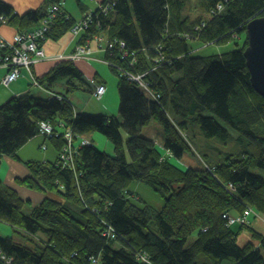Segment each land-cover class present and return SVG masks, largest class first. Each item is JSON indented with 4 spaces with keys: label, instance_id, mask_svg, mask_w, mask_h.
I'll return each mask as SVG.
<instances>
[{
    "label": "trees",
    "instance_id": "16d2710c",
    "mask_svg": "<svg viewBox=\"0 0 264 264\" xmlns=\"http://www.w3.org/2000/svg\"><path fill=\"white\" fill-rule=\"evenodd\" d=\"M57 1L46 0V7ZM116 2L100 18L99 12L89 15L88 21H93L87 33L75 40L84 44L99 34L108 38L99 49L119 77V117L77 112L63 92L57 90L62 96H53L50 89L59 80L66 81L69 91L94 92L95 85L90 86L72 60L57 62L41 77L35 75L36 64L24 69L33 74L31 84L46 86L49 96L29 92L0 106L1 158L19 160L18 151L37 135L60 154L69 127L78 137L100 132L112 142L115 153L75 138L78 152L71 164L60 158L26 162L29 174L20 181L48 193L29 214L23 212L19 190L0 181V225L8 224L12 234L22 230L46 238L33 240L37 244L33 248L15 239V234L0 233V249L13 264H148L141 253L151 264H264V233L242 225L236 231L229 219L248 208L264 213V97L252 85L244 54L248 42L244 49L226 53H193L195 41L227 45L234 34L247 33L248 23L264 16V0ZM62 10L51 21L47 9L19 15L0 0V26L12 24L17 34L46 21L42 47L48 37L59 39L69 32L74 36L73 28L84 19L68 16L66 6ZM95 22L101 23L99 30L93 28ZM7 53L9 49L0 44V55ZM119 67L144 74L154 96ZM152 121L163 127L164 151L142 135ZM43 123L51 128L62 124L65 131L46 135ZM191 138L201 139L202 150L222 152L224 157L218 163L207 161L206 166H181L185 152L195 154ZM229 144L239 151L221 147ZM134 180L161 195L162 210L131 192ZM68 199L82 209L75 212ZM245 229L251 238L241 244Z\"/></svg>",
    "mask_w": 264,
    "mask_h": 264
},
{
    "label": "rangeland",
    "instance_id": "374dc122",
    "mask_svg": "<svg viewBox=\"0 0 264 264\" xmlns=\"http://www.w3.org/2000/svg\"><path fill=\"white\" fill-rule=\"evenodd\" d=\"M87 1H90V0H87ZM44 9H45V7L44 8L42 7V10H44ZM36 24H39V23H36ZM43 25H44L43 22H40V24L38 26L37 25L35 27L33 26L32 28H30L28 30H37V29L43 27ZM99 37L102 38L104 40V42L108 40V38L105 39V35L104 34H99ZM233 37H234V39L230 42V44H227V45H218V44L215 43V41H213L212 43H207V42L205 43V42H201V41H195L193 43V48L195 49L193 53L196 54V55H205L206 56V55H212V54H219V53H222L224 50L232 51L233 49H237V48L244 49L245 46L247 45V42H248L247 33L245 32L243 35L234 34ZM2 41H3V39L0 38V44L2 43ZM7 41L9 43H13L14 38L12 40H7ZM60 43H62V42H60ZM80 44L81 43H77L74 50H76V47L78 45H80ZM41 48H42V50L44 52L43 61H47L49 59L50 55L46 54V52H45L46 50H45V48L43 46ZM8 49H9V46H8ZM9 52H10V49H9ZM90 58H92V54L89 55L86 59H90ZM43 65H46V64H43ZM95 65H98V66H95ZM130 66H131V64H130ZM47 67H48V65H47ZM87 67H88V70H87L88 73H87L86 76H88V78H89L88 80L90 82V86L91 85H95L96 86L97 85L96 82L104 81L105 85H107V88H109L108 95H106L105 100H103V101L98 100L92 93L89 92L90 91L89 88H88V90L86 89V91H83L81 89L80 90H76V91H69L65 80L57 81L53 88L55 90H58V91H61V92L65 93L66 95L74 93L77 96H79L81 98L80 102H81L82 106L87 108L85 113L93 114V115H100L101 114V115L119 117V115H120V92H119V89H118V81H119L118 74H116L112 70V67L104 59L103 60L102 59H98V61H96L93 64L89 63L87 65ZM97 70L99 72V75L96 73ZM104 73L109 78L108 83H107V79L105 78ZM96 75H97V77H96ZM114 78L117 80V82L115 83L114 91H112L113 90L114 81H115ZM30 86H31V90H37V91L40 90V91H43V92L44 91L45 92H50L47 89L46 86H44L45 89H42L40 87L34 88V86H35L34 83H32ZM109 92L110 93L112 92V93L109 94ZM69 101L72 102L77 108H80V105L78 104V102L76 100H69ZM94 106L96 107V109H94V110L91 109ZM107 107H109L110 109H107ZM92 135H95L94 136V140H95L94 142H95V144L97 145V147L99 149L104 150V151H106V152H108L110 154H114L115 153L114 152V146H113L112 142L110 140H108L105 135L101 134L100 132H94V134H92ZM142 135L154 139L155 142L157 143L158 147L162 151H164L163 144H164L165 136H164L163 127L159 123H157L155 121H152L149 125H147V126H145L143 128ZM78 136H76L75 138H78ZM91 137H92L91 135H88V136L87 135H82V138L86 139V140H92ZM125 138H127V136ZM190 140L193 143L192 149L194 150L195 154L191 153L190 151L185 152L183 157L181 158V161H180V165L181 166H185V165L186 166H193V167H201L202 165L206 166L207 165V161L208 162H212V163H218L219 160H221L220 158L224 157V156H222V152H219V154H218L217 152L216 153H209V152H206V151L202 150L200 148V146H199L202 143L200 138L197 141L195 139H193V138H191ZM44 141H45V138H44ZM66 143H67V141L65 140V144ZM46 145L48 146V148L49 147H53L49 143H47ZM217 145L220 146V144H218V143H217ZM221 147L223 149H225V150H227V149L228 150L235 149L236 152L239 151L234 146V144L222 145ZM39 148H41L40 145H39ZM40 151H41V149H40ZM235 151H233V152H235ZM207 156H210V157H207ZM58 158H60V157H58ZM3 163H4V166L6 168L4 176H6L7 171H8V163H7V161L5 159H4ZM25 177H23V178H25ZM20 179H22V178L18 177V179L16 180L17 185H15V187L19 190V194H20L22 189L26 190V191H31V192L40 191V190L32 188L31 186H28L27 184L22 182V180L20 181ZM230 187H231V185H230ZM129 189L130 190H135L133 192H136V193L138 192L139 196L145 202H149L152 206H154V207L155 206H159V205L161 206L160 209H158L157 207H155V209H157V210H162L163 209V207L165 205V200L161 197V195L159 193H157L156 191L152 190L150 186H148V185H146V184H144L142 182L134 180V181L131 182V184L129 186ZM40 192L43 194V197L41 199V201H42L47 196L48 193L45 194L42 191H40ZM131 200H132L133 203L141 205V203L135 197H131ZM41 201L36 202V201L29 200V199H24L23 212L26 213V214H29L30 212H32V210L35 207H37V205H39V203ZM71 203L73 204V206L75 208V212H79V210L82 209V207H80V205H78L77 203H75L72 200L68 199V204L70 206H71ZM251 209L255 210L254 208H251ZM244 212L243 213L241 212L239 214L243 215ZM257 213L259 215L254 216V217L253 216L249 217V219L246 222L235 221L234 223H232L233 228L237 231L239 229V225L253 227L252 225H253L254 221H257L258 224H260L261 221L264 222V213L263 212H261V213L257 212ZM7 230H8V232H6ZM5 232H6V234H5ZM249 232L250 231L248 229H245L244 234H246L248 237H250V235L248 234ZM0 233L4 234L5 236H10V235L13 236V234H15L16 235L15 239H17L18 241H22L23 243H25V245H28V246L33 247V248H35L36 247L35 245H37L33 240H36L37 243L42 242V241L43 242L46 241V238L42 239V237H43L42 234L31 235L27 231H23L22 232V230H21V232L17 231V232H13V234H12L11 227L8 224H6V223H1V225H0ZM245 240H247L246 236H242L239 242L241 244H243V242ZM40 244H41L40 246H43L45 243H40ZM141 254H142L141 255L142 260L146 261L148 264H151V262H149V258L147 257V255L145 253H141ZM222 264H232V262L224 261Z\"/></svg>",
    "mask_w": 264,
    "mask_h": 264
},
{
    "label": "crops",
    "instance_id": "0c3cea01",
    "mask_svg": "<svg viewBox=\"0 0 264 264\" xmlns=\"http://www.w3.org/2000/svg\"><path fill=\"white\" fill-rule=\"evenodd\" d=\"M6 2H8L9 4H11L15 11L19 14V15H24L26 12L32 10V9H39L42 12V7L44 9V13L46 11V9L48 10V6L46 7V0H4ZM107 0H66L65 6H66V11H67V15L69 16V14L72 16V18L74 19H80L82 16H84V18L87 15L94 13H98L99 11V7L101 4L105 3ZM116 1V0H115ZM40 22H44V21H38L36 23ZM34 23L33 26L35 27L36 25L38 26L39 24ZM96 26H97V22H95V26L93 27L96 30ZM17 32V28L14 25H9V24H2L0 26V38L2 37L5 40H12L13 37L15 36ZM71 36V37H70ZM1 38V39H2ZM65 39V40H64ZM62 42V43H60ZM76 46V40L75 37L73 35L70 34V32L68 34H66L65 36L61 37V38H57V39H52V38H47L46 41L43 43V47L45 48V52L47 55H50V57H53L54 55H60V54H64V55H68L71 54V52L75 49ZM93 46V52L94 54L92 55V58L90 59H86V58H81V59H77L74 61V63L76 64V66L83 72L84 77L88 80V67L87 65L89 63L93 64L96 61H98V59H104V51L100 50L99 48H97V45L95 43L92 44ZM229 52L227 50H224L222 53H226ZM221 54V53H219ZM204 56V55H203ZM62 61H67L65 60H61ZM57 62V61L53 58H49L47 61H43L40 60L38 61V63H36V65L33 66L35 75L37 77H41L43 75H45ZM49 63V64H48ZM46 64V65H43ZM51 64V65H50ZM48 65V67H47ZM45 66V67H44ZM98 66V65H95ZM8 72V68L5 65H0V105L3 104L4 102H6L7 100H9L11 97L13 96H23L26 94H32L35 95L37 97H48L49 96V92H43V91H37V90H31V79H32V72H28L26 70H24L23 76H21L17 81H14L13 83L10 84V86H5L2 84V80L4 78V76L6 75V73ZM96 73L99 75L98 70L96 71ZM102 73V72H101ZM105 78L107 79V83L109 81L108 76L104 73ZM97 77V75H96ZM115 79V78H114ZM89 81V80H88ZM102 84L105 85L104 81H101ZM117 82V80L115 79L114 81V85H113V90L114 91V86L115 83ZM42 89H45V87L43 85H41ZM37 86H34V88H36ZM96 87V86H95ZM106 87V91L104 93V95L98 99L94 93H92L98 100H105L106 95H108V90L109 88H107V85H105ZM51 91H54L53 96L56 95H61V93H59L57 90H54V88L50 89ZM56 93V94H55ZM112 93V92H111ZM109 92V94H111ZM47 94V95H46ZM64 96H66V99L68 100H76L78 102V104L80 105V108H77L76 106V110L77 112H82L85 113L87 108L82 106L81 104V98L79 96H77L74 93H71L69 95H66L64 93ZM59 100H62L61 98H59ZM71 104H73L71 102ZM74 105V104H73ZM91 109H96V107H92ZM107 109H110L109 107H107ZM59 132L63 133L62 131H65L64 127L62 126V124L60 126H56L55 127ZM72 128V127H71ZM73 130V128H72ZM91 142L95 143L94 141V136L95 135H91ZM89 141V140H87ZM45 141H44V137L41 135H37L34 138H32L27 144H25L24 147H21V149L18 151L17 156L19 157V160L11 158V157H0L1 160L4 162V159L7 161L8 163V171L6 176L5 175V166L4 163L1 161L0 162V181L2 182L3 185L6 186H15L17 185L16 180L19 178H23L25 176H27L29 174L28 168L26 167V162L30 161V160H36V161H40V162H54L56 161V159L59 157V154L57 152V150L54 147H46L45 146ZM39 145L41 146V148H39ZM41 149V151H40ZM135 190H131V192H133ZM136 195H139L138 192H133ZM22 199H29L32 201H36L39 202L41 201L43 194L40 191H36V192H31V191H26V190H21L20 192ZM140 197V196H139ZM148 204H150L149 202H147ZM154 207V206H153ZM158 209H160V205L159 206H155ZM254 228H256L259 232L264 233V222L261 221L260 224H258L257 221L253 222L252 225ZM8 232V230L6 231ZM5 232V234H6ZM250 235V237H248L246 234H243V236H246V238H251V232L248 233Z\"/></svg>",
    "mask_w": 264,
    "mask_h": 264
},
{
    "label": "built area",
    "instance_id": "2783aa9c",
    "mask_svg": "<svg viewBox=\"0 0 264 264\" xmlns=\"http://www.w3.org/2000/svg\"><path fill=\"white\" fill-rule=\"evenodd\" d=\"M66 0H58L57 2L53 3L48 7V14L51 19V21H54L59 15L63 12L62 8L65 6ZM115 0H107L105 3L101 4L99 7V18L102 15H105L107 13H110V11L113 9L114 6H116ZM96 13L90 14L93 16ZM88 16L86 18L79 21L76 26L73 28V34L74 37H78L81 32H84L85 34L88 31L89 24L91 25L93 20L88 21ZM43 27L37 29V30H29V31H23L20 33H17L13 38V43H9L7 40L2 41L1 45L4 47L10 49V52L7 53L4 56L0 55V65H5L8 67V73L3 78L2 82L5 86H9L13 81H15L24 71V69H31V66L33 64L38 63V61L43 60L44 58V52L41 48V40H43L46 37V31L47 22H43ZM101 23H97L96 30H99L101 28ZM90 31L88 32V36H90ZM102 38L99 37V35H96L93 40L90 38L87 39L86 43L80 44L76 47V50L71 52V54L64 55H54L53 58L57 61L60 60H72L75 61L77 59L81 58H87L89 55H93V46L92 44L95 43L97 45V48L100 47V43L102 42ZM121 47L124 49L125 43L121 42ZM107 63H109L108 60ZM110 64V63H109ZM131 65L135 67L134 63L132 62ZM119 71L122 74H125L129 77L133 82H137L139 86L147 92L149 95L154 96L152 90L149 88V84L144 80V74H134L129 72L127 69L118 68ZM34 85L37 87H42L40 83L37 81L34 82ZM106 91V87L103 84H97L95 87L94 95L100 99ZM41 131L44 134L49 135H55L58 132L55 131L53 128H51L47 123H43L41 126ZM46 134V135H47ZM65 140L67 143L65 144L63 151L60 153V159L66 164H71L73 162V158L76 152H78V149L75 148V136L72 131V128L69 127V129L65 132ZM81 144H87L89 145L90 142L86 139L82 140ZM47 147V145H45ZM1 161V158H0ZM259 215L257 212L252 210L251 208H248L245 210L243 215H239L238 217H229L230 223H234L235 221H242L246 222L249 217H254ZM108 234H112L114 237V233L112 232V229H108ZM13 258L9 255H7L2 249H0V264H13ZM94 262H97L96 259H93Z\"/></svg>",
    "mask_w": 264,
    "mask_h": 264
},
{
    "label": "water",
    "instance_id": "95a60500",
    "mask_svg": "<svg viewBox=\"0 0 264 264\" xmlns=\"http://www.w3.org/2000/svg\"><path fill=\"white\" fill-rule=\"evenodd\" d=\"M248 45L244 51L254 89L264 97V16L247 25Z\"/></svg>",
    "mask_w": 264,
    "mask_h": 264
},
{
    "label": "clouds",
    "instance_id": "9594fccd",
    "mask_svg": "<svg viewBox=\"0 0 264 264\" xmlns=\"http://www.w3.org/2000/svg\"><path fill=\"white\" fill-rule=\"evenodd\" d=\"M6 67H7V66H6ZM7 68H8V67H7ZM8 70H9V69H8ZM5 76H6V75H5ZM5 76H4V77H5ZM94 91H95V90H94ZM53 129H54L55 131H57L59 134L62 135V133L59 132L56 128H53ZM73 133H74V136H75L76 133H75L74 131H73ZM75 137H76V136H75ZM78 138H82V136H81V137H78ZM75 140H76V139H75ZM82 140H84V139L82 138ZM89 142H90V144L93 143V142H91L90 140H89ZM90 144H89V145H90ZM75 145H76V143H75ZM62 151H63V150H62ZM62 151H61V152H62ZM59 157H60V154H59ZM0 162H1V161H0Z\"/></svg>",
    "mask_w": 264,
    "mask_h": 264
}]
</instances>
